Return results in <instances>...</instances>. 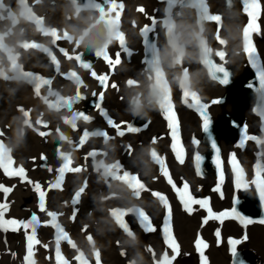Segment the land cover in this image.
<instances>
[{
  "label": "rangeland",
  "instance_id": "obj_1",
  "mask_svg": "<svg viewBox=\"0 0 264 264\" xmlns=\"http://www.w3.org/2000/svg\"><path fill=\"white\" fill-rule=\"evenodd\" d=\"M85 2L86 0H78V3H81V4ZM100 2H102V0H100ZM118 2H122L124 5L123 11L121 12V18H120V30L123 31L125 34L126 46L129 51L128 53L123 52L120 49L118 42H114L112 45L109 46L108 51L110 55H112L113 58H115V53L117 51H121V57H120L121 64L116 66V68L113 70L109 67V65L102 58H97L94 54V51H85L83 55L84 61L91 63L92 65L91 69H85L81 67L80 61L68 60L67 58L63 57V55L58 51L59 47H64L65 49L69 50L70 54H72L73 52L83 51V46L81 47V49H74L72 48L73 46L67 41H60V42L58 41L56 45H52L51 38L45 37L43 35V33L39 30V27L34 23L35 18L32 17L27 11H25L24 9L20 7L18 0H4V4L6 8L10 7L17 14V19L15 23H13V21L11 20H0V36H4V40L0 43L6 46V47H0V69H3V71L8 76L16 77L17 76L16 73L10 72L8 70L10 67V62L7 59L9 55L15 56L17 57V62L21 64L25 70L31 71L37 75H42L46 79L50 78L52 80L51 89H50L51 92H55L59 96L64 97L65 99L74 97L76 93L79 92L82 96L86 98L81 99V100H74L71 108L66 107L64 105H60L59 107H51L49 103H46L45 97H47L48 101L52 103L56 101L57 97L49 94L48 85H42L41 93L39 96H37L35 94L34 84L30 83L29 80L19 78V77L13 78V79H4L3 76H0V105H1V102L7 101V98H6L7 96V97L13 98V100H20V101L26 102L27 104L35 105L36 108L43 109L46 112V114L49 116V118L43 120V122H46L48 124V128L51 130V132L49 133L48 136L40 137L41 140H45L41 142L45 144L49 143L48 149L55 148V143L53 142H58L60 146V150H61L59 153L51 152L48 158L45 159L44 158V156H46L45 151L37 150L32 142L25 140L26 133H21L20 128L16 130L17 135H18V141L13 142L14 140H16L14 137L15 133L12 130H11L12 131L11 133L10 130H6L4 128L3 124H0V133H2V135H0V142H2L4 145V148L0 149V159H4L5 161H7L8 157L9 156L11 157V160L13 161V163L9 165L10 172H16L18 168L22 166L25 169V173H26L29 165H32L34 163L33 164L34 167L36 168L39 167L42 170H46L49 174L53 173L50 176V181L47 182L45 186L40 185L41 190H43L45 193L44 204L49 195V192H55L58 188L59 189L62 188V185L66 179L68 183V187H67L68 201L70 204L73 203L74 205V206L72 205V208H71L72 217L74 214H75V217H78V214L80 213L81 209H82L81 212H85L83 210L84 208H82L83 207L82 199L87 198L84 200L86 202L87 211H88V212L86 211L85 214H90V218L94 216L92 217L93 219L88 220V224H90L89 225L90 226L89 230L91 232L90 236L92 235L93 237L91 236L92 241H87L89 244V247H87L86 249H80V251L82 250V252H84L85 258L88 259L89 264H96L95 256L93 253H95V251L97 250H99V253H100V264H105V263L108 264L109 262H110L109 264H113V263L130 264V262L133 260L135 261V264H154L155 257L153 256V254L151 255L152 252L148 253L146 251H149V249L154 250L153 252L156 253V257H159L161 254L160 251L163 252L165 251V248H166L167 252L169 251L168 256L172 257L173 256L172 250L168 247V244H167L169 236L174 238L177 244L179 245V255L175 257V259L172 261V264H258V263L264 264V257H263L264 256V223L260 222L261 220H264V203H262L259 200L258 195H256L251 190L246 191L247 193L242 189L235 190L234 173L229 164V156L234 151L236 155L238 154L237 157H239L238 159L241 165L245 168V179L250 180L254 174V167H255L254 164L257 163L259 159H260L259 161L260 163L261 162L264 163V160L261 161L262 159L258 155V153L261 151V146L257 145L254 141H248L246 143V146L244 147L245 149L244 148L242 149L239 147L240 148L239 150L238 148L239 141L243 136V127L241 129V126H244L245 124L248 126L247 128H249L248 130L249 134L264 138V131H262V128H264V99H262V94L260 92L259 80H258L256 70L251 66V63L247 59V55L243 53L242 51V48H243L242 29L243 27L247 25L250 19L247 16V14L243 11L244 5L242 3V0H205L208 6V9H209V14L220 15L221 21L219 22V30H218L217 22L203 21L202 22V26L204 29L203 39L207 42L208 46L213 50L212 59L217 64H221L223 62L220 61V59L218 60L219 57L216 56L215 53L218 51V49L220 51L223 48V46L226 49L225 50L223 48L222 50L223 51L225 50L226 52L225 60L228 63V64H225L224 66L227 68V70L229 68L228 70L229 72L232 71L230 73L231 76L229 78L231 83L230 82H229L230 84L228 83L230 86L228 84H222L219 81L217 82V80L212 79V76L210 75L208 68L204 66L201 62L202 57L199 56L198 49L194 48L193 27H194V20L199 19V11L196 9H189V10L182 9L181 5L179 4H176L172 8L174 30H175L174 32L175 34H177L176 39L180 37V39H178V42L180 41V43L184 46L185 53L187 52V50L191 53V54L189 52L188 54L186 53L187 56L185 55L186 57L184 58L185 62L183 61V67H187L188 71L190 70L189 72H191L189 73V75L191 76L190 78L193 80V82L191 81L190 88L193 91H197L198 95L201 97L202 102L207 103L209 105L207 112H208V115H210L209 118H211L209 132L205 133L202 128L203 117H201L200 114L194 108H190L186 104L183 103L182 89L179 87L178 83L172 80L173 72L176 74H180V73H177V71L180 72L179 67H177L178 69L176 67H173L174 69L166 68L165 69L166 76L168 77L170 86L172 88V103L174 106L176 118L179 122V131H178L179 145L178 147L182 149L180 156L176 154V150H174L173 148V144H175L176 141H174L172 138V132L168 126L169 122L166 119L163 111L159 108V106L155 102H153V104L151 105H149L147 102L149 88L147 86V81L145 78V70L148 67L146 60H149L152 58V52L150 51L148 47H146L144 39L141 35V30L144 26L152 25V20L150 19V17L156 18L158 21H163L164 19L167 18V12L165 11V9L168 7V4L166 3V0H118ZM259 2L261 5V8L259 10V20L257 23L259 25L260 30L258 32L252 33L251 39L256 49L258 50V55L260 58L259 62L264 64V0H259ZM28 3L32 7V11L35 12L37 16L43 18L45 30L46 28L48 30L49 27H53V26L55 27V25L52 26V24H56V27L58 28V30L60 29L67 30L70 35L75 34L77 31L82 30L84 27H86V25L82 23L83 21L82 19H80V17H87L89 15H92L93 17L98 18L99 16L98 12L94 10H90L88 8L81 7L79 17H77L75 15L76 9L70 6L69 0H56V1L55 0H40L39 3H35V0H28ZM141 7L144 8L145 10L144 13H141L140 11H138V9ZM59 8L61 10L60 11L61 15L58 16L59 18L55 17L54 22L50 21L46 15L51 16L52 13L55 11H58ZM21 11H24L23 16L20 15ZM0 12H2L4 15H7V12L4 10H0ZM67 13L69 14L67 15ZM70 14H72L71 20L68 19ZM127 14H129L130 18H132L131 22ZM135 14H138V16ZM43 15H45L46 17ZM62 16L63 18H61ZM77 20L79 21L77 22ZM125 20H128V21H125ZM49 21L51 24L49 23ZM61 21L63 22V24H61L62 23ZM64 22L67 24H65ZM79 22H81L83 25H79L81 24ZM68 24H71V25L69 26ZM102 24L98 25L95 29H93L92 33L100 29H102V33H103ZM225 24L228 25L226 26L227 28L225 27ZM68 26L71 28H68ZM178 26L181 27L182 30L181 28L176 29V28H179ZM65 27L68 29H66ZM195 27L198 30L199 25H195ZM224 27L226 29H224ZM235 29L237 32L235 31ZM9 30L11 34L5 36L4 35L5 31H9ZM165 31L166 30L163 29V24L159 23L157 24L156 32L153 34H150L151 42L157 44L161 49L164 48L165 42L167 39L165 35ZM176 31L179 33H177ZM217 31L221 39H224V40L226 39L225 40L226 43L223 46L220 45L218 41L215 39V35L217 34ZM223 32L225 35L223 34ZM232 35H234V37ZM24 43H39V44H43L45 47L50 48L53 54H55L57 56V59L60 61L59 73L56 71L55 65L50 63V57L48 56V54L43 52L41 49H24L22 47ZM217 44L219 46H217ZM227 49L229 50V52ZM231 60H233L234 62ZM190 62H192L193 65ZM243 65H245V67H243ZM234 67L236 68V70H234L235 69ZM244 70L245 72H243ZM73 71L76 72L78 79L71 77L70 74ZM91 71H95L98 75H103V74L109 75V80L107 81L109 87L106 90L103 88V86L99 83L98 80H96L94 77L91 76ZM235 71H238V72H235ZM235 73H237V75ZM241 73L246 76L244 75L241 76ZM239 74L240 76H238ZM219 75H220V78L222 79L223 76L221 75L223 74L219 73L218 76ZM247 75L249 76V78ZM192 77L195 78L197 82ZM129 80L136 81V84L129 85L128 84ZM243 81L245 82L247 81V82L245 83ZM113 83L117 85L116 88L111 87ZM195 83L196 85H193ZM197 83H200V85L199 84L197 85ZM204 83L205 84L207 83V84L205 85ZM250 83L254 85L252 88L248 87ZM192 85L194 86L193 89H192ZM198 86L200 87V89H198ZM210 87L211 89H209ZM222 87H224L225 89ZM229 87L232 90L229 89ZM227 88L229 91L227 90ZM101 91H104V99L102 102L98 100V96L92 95L93 92L99 94ZM240 91H243V92H240ZM200 94H202V96ZM136 96H139L141 105H142L139 109H135L131 104L132 99ZM204 96L206 98H204ZM208 96H210L211 98L210 97L208 98ZM126 97L128 98L129 101L127 100ZM209 99L211 101L214 99H219L220 101H223V102L212 104ZM97 103H100V106L107 111L108 113L107 117L101 115V113L95 107ZM223 103L224 104L229 103V105L224 106ZM10 107L12 106H7V108H10ZM219 107H223V109L221 111L222 113H220L222 115H219L218 117L220 116L224 117V115L227 114L226 117L224 118L225 119L228 118V119L225 120L224 122L227 123L229 120V122L227 123L228 125L227 124L225 125L224 122H221L218 120L216 121L218 117L213 115L214 113L213 111H215ZM25 111H28L30 115L31 112L29 110H25ZM227 111L230 113H228ZM234 111H235V114H234ZM0 112L2 114V110ZM77 112H83L85 115L90 116L91 119L88 121H85L79 116H77L75 120H72V117ZM236 114L239 115L240 117L239 120L235 119ZM243 114H244V117H243ZM21 116L22 117H18L19 125H21L20 121L22 119L23 120L26 119L22 112H21ZM52 117L53 119H51ZM108 117H111L117 123H120L118 121L130 122L133 127L140 129V131L126 132L124 136L122 137L118 136L116 135V130L114 128L112 129V127L108 125L107 123ZM241 117H243L244 119ZM66 120H70L72 122L67 123ZM214 120L216 122L215 125H214L215 123ZM185 121L187 125L185 124ZM235 121H238L239 123L236 122L237 123L236 124ZM211 123L213 124L214 128L212 127ZM221 123H223V125ZM243 123L245 124L243 125ZM229 125L231 126L229 127ZM235 125L237 127H235ZM199 126L201 129L199 128ZM124 127H126V125ZM57 128H59L58 132L56 130ZM221 129L223 133L221 132ZM95 130L106 131L108 135L107 137L94 136L92 133ZM159 130H160V133L162 134L161 136H160ZM85 131L89 133L87 137H84L83 135ZM216 131L218 132L216 133ZM220 132H221V135H220ZM59 135H60V138L58 137ZM227 135H230V137ZM10 136L11 137L13 136L12 137L13 139ZM61 136L65 137V139H62ZM208 136H213V138L211 137V140H210V137ZM8 137L10 139H8ZM153 138H155V143L152 142ZM214 139L216 140V143H218L217 146L220 149L219 154L221 155H219L220 156L219 160L221 162V167L224 171V181L225 182L223 185V193L225 194H223L224 196L223 204H220L217 207V210L212 212L211 214L207 211L205 207L201 205H191V207L193 208V211L189 212L183 206V203L179 199V195L176 192L175 188L172 186V184H174L176 188H180L182 190L183 183L185 182L188 183L189 189H188V193L186 194L185 198H187V196H191L196 199H207L209 201L208 207L210 208L212 207V200L210 196L205 193L206 192L205 190L212 176L215 175L217 176V178H219V173H220V169L216 167V160H217V155H215L216 152L215 150H212L213 149L212 147H210L211 141ZM138 141L140 143L139 144L140 146L138 145ZM196 141H199V144L195 143ZM217 141H220L221 143ZM110 142H115V145H117L118 148L113 147V146L107 147V145ZM134 143L136 145H134ZM129 145L134 146V147L131 146L130 154L128 150ZM201 145L203 146L201 147ZM20 146L22 147L18 155L17 150L18 148H20ZM206 146H209L211 149ZM135 147H136V150H135ZM137 147L140 148L141 150L138 149ZM6 150H10V151H6ZM156 150H158V152H156ZM79 151H81V154L79 153ZM92 151H95L97 155L88 156V158L85 160L84 157L86 156V154ZM105 151L107 153L106 156L102 155ZM146 151H147V154H145ZM151 151H155L157 153V156L160 158L162 163L155 160L156 158L151 157L152 156L150 154L152 153ZM239 151H241V153ZM42 152L44 154H42ZM139 152L141 153V155L139 154ZM206 152L208 154H206ZM243 153H244L245 158L242 155ZM61 154H66L71 157L72 159L71 167H76L80 165L83 167V170L84 169L85 170L84 171L82 170L79 173L66 171L63 176V179L60 180L58 168L63 166V163H64V161L61 158H59ZM117 155H119L120 158L116 157ZM196 155H199L201 157V160L199 162H197L195 159ZM132 156L134 157L136 156V157L132 158ZM80 157H82V159ZM181 158L183 159V163L180 162ZM107 159H110V160H107ZM248 160L249 161L251 160L250 161L251 163ZM110 161L112 163H115L117 161L120 163V165L122 164L125 166V167H122V170L118 172L117 175H122L125 169L133 175L137 174L140 180L142 179L141 181L145 184V187L149 189L150 192L141 190V195L139 197H136L133 195V190L129 186L128 182H125L122 180H116L112 178V176H105L104 175L105 170L103 167H100V170L97 171V167H99L100 165L112 164ZM53 162H54V165H53ZM41 163H43L42 166H40ZM46 163H49L51 165L46 164ZM148 163L149 165L147 166ZM156 163L158 165H155ZM197 164H199L198 167H197ZM153 165H155L156 167ZM86 167L87 169L89 168L88 169L89 171L86 169ZM169 167H171V170L169 169ZM49 168H51L52 170L49 171ZM147 168H150V170H148ZM164 170H167L169 175L172 174L171 175L172 184H169L168 178L163 175ZM176 170L177 172H175ZM85 171L86 173H84ZM158 175H161V176H158ZM210 175H211V178H210ZM204 177H207V178H204ZM25 180H26V174L24 178L17 176V175H8L7 173L4 172L2 168H0V186L9 188L10 189V191H8L9 193L13 189H16L20 185V183H22V181H25ZM57 181H59V186L53 187L52 185L56 184ZM84 181L87 182V187L85 191L82 193L79 199V202L74 203L73 201L74 193L78 191L80 187L83 186ZM100 181H104V182L101 183ZM113 181H116V182H113ZM108 182L113 183V184H109ZM102 184L104 185L101 186ZM112 185L118 186L119 189H117L116 186H112ZM3 187H0V204L5 205L4 201H5L6 195L8 196L9 193L4 192ZM231 187H233V189ZM96 191H98V193ZM103 191L105 194L103 193ZM156 191L160 192L161 194L167 197V200L171 207L170 217L166 214V209L163 207L161 202H159L152 195L151 192H156ZM91 192L92 193L94 192L93 195L91 194ZM99 192L103 196L99 195L100 194ZM115 193L116 195L118 194L117 195L118 197L120 196L118 199ZM2 194H4V196ZM121 195L123 197H121ZM69 196H70V200L72 201L69 200ZM97 197L99 200L97 199ZM36 198L37 199L34 203H33V199L29 200L28 198H26L25 200H22V202L25 203L24 205L29 206L32 203L31 205L33 207L32 211H29L25 215V218L24 216H20L18 214H7V215L3 214L2 217H0V219L28 222L33 216V214H35L37 218V222L35 223L36 236L40 228L50 227L52 231L51 233L52 241H55L56 237L60 235L59 229L55 227V225L58 224L60 225L61 228L64 229L66 233H68L70 240L72 241V243H74L73 237L70 235L71 232L69 231L68 227L65 224H63L61 219L58 220L60 213L55 218L48 216L47 212L49 211L56 212V211L54 209L47 208V206H45L44 211H41L39 208V203H40L39 193ZM127 199H129L130 201ZM237 199L239 201L238 203L235 202ZM94 200L95 201L97 200L96 201L98 204L97 206L95 205L96 202ZM115 200L117 201L116 203H114ZM253 200L255 201L253 202ZM122 202L124 204L126 202L125 204V206L127 205L126 207L135 206L136 208L143 210L149 216L151 220V224L156 230L151 231V232L144 230V228L138 222V218L136 217V215L129 214L125 216L124 219L129 224L132 235L129 236L127 233H125V231L121 229V226L117 223V221H115L116 219L113 217V215H111V210L114 208H126L124 205L123 206L121 205L123 204ZM253 203L256 209L258 210V214L250 213L248 211V208L246 207V205H249V204L254 207ZM256 203L258 205H256ZM110 204L111 206H109ZM128 204L130 205L128 206ZM93 207L94 208L97 207V209L92 212V210L94 209ZM233 207L236 208L237 212L239 213V216L243 217L244 220L251 219L254 222L245 224L244 222H242L240 218H237L235 215L230 214L229 216L225 218L229 219L230 220L229 222L232 223V230H230L231 227L228 224L218 226L217 224L219 223V221L213 219V214L219 215L222 212H226V211L230 212V210ZM109 208H111V210ZM107 209L109 211H107ZM195 209H197L198 211ZM259 209L260 210L262 209L261 212ZM203 214L205 215V217ZM103 216H105L106 218H104ZM205 220L207 221L206 223L204 222ZM93 221L95 224V228H94V224H92ZM101 222H103V224ZM104 224L106 227L104 226ZM110 224H112L111 226H113L114 228L111 226L109 227ZM165 225H167L168 227L167 233L164 232ZM75 226H78V225L76 224ZM12 228H13L12 225L8 226V230H4V229L2 230V228H0V231H1L0 233L6 235L4 238L1 237V242L5 243L6 241H9V240L12 242L13 241L16 242L17 238H20L21 240L23 239L22 242L24 244L23 243H22L23 245L20 244L17 248L19 255L22 256V260L18 258L17 261H19V263L21 264L22 263L27 264V261L25 259L27 256V236L31 234L32 228L31 226H29L28 228L17 226L16 230H12ZM104 228L106 229V232ZM9 229L12 232H10ZM99 229H101L103 233L99 231ZM197 229L200 231H198ZM217 232H219V236L216 235ZM53 233L56 235L54 236ZM99 233H102V235ZM136 233L138 234L135 235ZM245 236L247 237L246 239H244ZM97 237L100 239V241L99 239H97ZM142 238L143 240L141 241ZM233 239L241 241L238 245H236L237 251L235 254V258H234V255L232 254V245L229 242L230 240H233ZM197 240H202L204 244L207 243L206 247L197 248L196 247ZM102 241H104V243ZM143 241H146V242H143ZM65 243H69V242L63 239L60 240V243H59V248L61 247L60 252H61V249H64V245H60V244H65ZM126 244L127 245L129 244V245L127 246ZM33 245L35 248L38 247V244H35V241H33ZM55 246L57 245L55 244L53 246L54 250L52 249L53 251L52 255L54 257H55V249H56ZM108 246H110V249H108ZM103 247L105 248L107 247V248L105 249ZM244 252H247V254L250 257H253V256H256V257L252 258V261L249 262V258L245 257L247 255ZM250 253L254 255L252 256V254L250 255ZM61 255H62V252H61ZM240 255H242V257H240ZM257 257H259L261 261ZM242 259L243 260L245 259L244 261H246V263ZM255 259L258 261H255Z\"/></svg>",
  "mask_w": 264,
  "mask_h": 264
},
{
  "label": "snow or ice",
  "instance_id": "obj_2",
  "mask_svg": "<svg viewBox=\"0 0 264 264\" xmlns=\"http://www.w3.org/2000/svg\"><path fill=\"white\" fill-rule=\"evenodd\" d=\"M40 0H35V3H39ZM18 3L22 9L27 11L32 17H34V23L39 27V30L43 33L45 37H51V44L56 45L58 41H67L69 42L74 49H81L83 46V51L80 52H73L70 54L69 50L65 49L64 47H59L58 51L63 55V57L67 58L68 60H76L81 62V67L85 69H91L92 65L89 62L84 61L83 55L85 51H94V54L97 58H102L111 69H115L116 66L121 64V51H117L115 53V58L110 55L108 49L109 46L112 45L114 42H118L120 49L128 53V48L126 46V38L123 31L120 30V18H121V12L123 11L124 5L122 2H118V0H86L85 3L81 4L78 3V0H69V4L71 7H74L76 9L75 15L79 17L80 9L81 7L88 8L90 10H94L99 13L98 18L93 17L92 15H89L87 17H80V19L83 20L84 27L82 30L77 31L75 34L70 35L67 30L60 29L58 30L56 27H50L48 30H45L44 28V20L43 18L36 15L35 12L32 11V7L29 5L28 0H18ZM166 3L168 4V7L165 9L167 12V18L163 21H158L156 18L150 17L152 20L151 26H144L141 30V35L144 39V42L146 44V47L150 49L152 52V58L149 60H146V63L148 64L147 69L145 70V78L147 81V86L149 88V94L147 97V102L149 105L153 104L155 102L159 108L163 111L166 119L169 122V128L172 132V138L174 141H176L175 144H173L174 150H176V154L180 156L182 149L178 147L179 145V139H178V131H179V122L176 118V114L174 111V106L172 103V88L170 86V82L168 77L166 76L165 69L166 68H173V67H179L180 74L173 73L172 74V80L179 84V87L182 89V97H183V103L186 104L190 108H194L201 117H203V131L205 133L209 132L210 127V119L208 116L207 109L209 105L207 103L202 102L201 97L198 95L197 91H193L190 88L191 84V78L189 75V71L187 67H183V61L185 58V50L184 46L178 42L176 39V34L174 32V22H173V13L172 8L179 4L181 5L182 9H196L199 11V19L194 20V27H193V33H194V48L198 49V54L200 57H202V64L206 66L209 70L210 75L212 76V79L219 80L222 84H228L230 82V72L227 70V68L224 66L227 61L225 60L226 52L223 50L217 51L215 53L216 56L219 57L220 61L223 63L217 64L212 59V52L213 50L208 46L207 42L203 39V21H209V22H217L218 30H219V22L221 21L220 15H213L209 14L208 6L205 2V0H166ZM242 3L244 5L243 11L247 14V16L250 18L247 25L243 27L242 33H243V48L242 51L247 55L248 61L251 63V66L256 70L258 80H259V88L260 92L262 94V99H264V64L260 63V58L258 55V50L256 49L252 39L251 34L254 32H258L259 25V10L261 8L259 0H242ZM0 10H4L7 12V15H4L2 12H0V20H11L13 23L16 22L17 14L10 8H6L4 4V0H0ZM138 11L141 13H144L145 10L143 7L139 8ZM20 15H24V11L20 12ZM69 20L72 19V16L70 15L68 17ZM103 22V24H102ZM162 23L163 29L165 31L166 35V42L163 49H161L157 44L152 43L150 40V34H153L156 32L157 24ZM102 24L103 33L101 34L100 38L97 40L91 39V33L92 30L95 29L98 25ZM195 25H199L198 30L195 27ZM11 32L5 31L4 35H10ZM215 39L218 41L220 45H224L226 41L224 39H221L218 31L215 35ZM4 40V36H0V42ZM0 47H6L2 43H0ZM24 49H41L43 52L48 54L50 57V63L55 65L56 71L59 73L60 70V61L57 59V56L53 54L50 48L45 47L43 44L39 43H24L22 45ZM235 54V53H234ZM8 61L10 62L9 71L14 72L17 74L16 77H10L8 76L3 69H0V76H3L4 79H13V78H23L29 80L30 83L34 84V90L35 94L37 96L41 93V87L42 85H48L49 86V94L52 96H56L57 99L54 103L49 102L47 97H45L46 103H49L51 107H59L60 105H64L66 107L71 108L72 103L74 100H81L85 99L86 97L82 96L79 92L76 93L74 97H70L65 99L64 97L59 96L55 92H51V84L52 80L50 78L46 79L42 75H37L31 71L25 70L21 64L17 62V57L9 55L7 57ZM222 73L223 78L221 79L220 76L217 74ZM71 77L77 78V74L75 71L71 72ZM91 76L94 77L96 80L99 81V83L103 86V88L106 90L109 85L107 81L109 80L108 74L98 75L95 71H91ZM129 85L136 84V81L129 80ZM112 88H116L117 85L113 83L111 85ZM249 88H252L253 85L250 83L248 85ZM93 96H98V100L100 102L104 99V91H101L99 94L93 92ZM221 101L219 99H214L211 101L212 104L220 103ZM132 106L135 109H139L141 105V101L139 96H136L131 101ZM95 107L98 109V111L103 116H108V113L105 109H103L100 106V103H97ZM20 111L23 113L24 117L26 118L24 123L31 126L30 121L27 119L29 117V112L25 111L23 108L20 109ZM79 116L85 121H88L91 119L90 116L85 115L83 112H77L73 117L72 120H75L76 117ZM67 123H71L72 121L66 120ZM36 124H42L44 128L48 127V124L46 122H43L42 120H36ZM107 123L110 127L114 128L116 130V135L118 136H124L126 132H137L140 131V129L133 127L130 122H115L111 117H108ZM126 125V127H124ZM57 132L59 131V128L56 129ZM262 131H264V128H262ZM39 134L41 136H48L49 132L47 131H40ZM94 136H101V137H107L108 133L103 130H95L92 133ZM2 135V133H0ZM84 137H87L89 133L87 131L84 132ZM62 139H65V137L61 136ZM248 141H254L257 145L261 146V151L258 153L259 157L264 160V138L258 137L256 135L249 134L247 125L245 124L243 126V136L239 141L238 147L244 148L246 146V143ZM153 143H155V138H153ZM196 143H199V141H196ZM211 147L215 150L217 155L216 160V167L220 169L219 178L221 181L224 179V171L221 167V162L219 160V152L220 149L217 146V143L215 140H212ZM4 145L2 142H0V149H3ZM129 152L131 151V146H128ZM10 151V150H6ZM97 153L95 151L89 152L86 154L85 159L88 158V156H95ZM103 155H107V153H103ZM152 157L156 158V160L160 163L162 161L157 156V153L155 151H152L151 153ZM64 163L63 166L58 168V173L60 176V180L63 179V176L66 171L79 173L83 170L82 166H76L71 167L72 165V159L69 155L61 154L60 157ZM46 159V158H45ZM196 161L199 162L201 160V157L199 155H196L195 157ZM181 163H183V159L180 160ZM13 161L11 160V157L9 156L7 161L4 159H0V168L4 170L5 173L8 175H17L22 178L25 177V169L20 166L16 172H10L9 171V165L12 164ZM229 164L230 167L234 173V188L236 190L243 189L244 191H253L256 195H258L259 200L264 203V163L257 162L254 167V174L250 180L245 179V168L241 165L237 155L235 152L231 153L229 156ZM199 164H197V167ZM100 167L104 168V175L105 176H112V178L117 180H122L129 183V186L133 190V195L136 197H139L141 195V190L149 191L145 187V184L140 180L138 175H133L130 172L124 170L122 175H117L118 172L122 170V166L119 164V162H115L108 165H100L97 167V171L100 170ZM52 169L49 168V171ZM163 175L168 178V183L172 184L171 176L169 175L167 170L163 171ZM155 179V177H154ZM53 187L59 186V181H57L56 184L52 185ZM172 186L175 188L176 192L179 195V199L182 201L183 206L185 209L189 212L193 211V208L191 205H201L207 209V211L211 214L212 210L210 207H208L209 201L207 199H196L191 196H187L189 185L188 183H183L182 190L180 188H176L174 184ZM3 187V186H0ZM36 191L39 193V208L41 211L45 210L44 205V197L45 193L43 190H41V186L39 184L35 185ZM87 187V182H83V186L79 188L78 191L74 193V203L79 202V198L82 195V193L85 191ZM4 192L10 191L9 188L3 187ZM215 191L220 192L219 188H216ZM152 195L163 205V207L166 209V214L170 217L171 215V207L169 205V202L167 200V197L160 192H152ZM238 203V199L235 201ZM7 207V205L0 204V217H2L4 209ZM111 214L115 217L117 223L122 227V229L129 235H132L131 229L129 224L125 221L124 217L129 214H135L138 218V222L140 225L146 230V231H155L156 229L152 226L151 220L149 216L141 209L133 207H126V208H114L111 210ZM230 214L235 215L237 218H240L242 222L245 224L253 223L254 221L251 219L244 220L243 217L239 216V213L237 212L236 208L233 207L230 212H222L219 215L213 214L214 219H222L223 217H227ZM47 215L50 217L55 218L57 216L56 212L49 211L47 212ZM72 219H75V214L73 215ZM37 222L36 215L33 214L31 219L28 222H21L17 220H2L0 219V228L4 230H8V226L12 225V230H16V227H23L28 228L31 226L32 231L31 234L27 236V256L26 261L27 264H34V262L29 259L33 253V241H35V244H40L41 241L36 239V228L35 223ZM207 222L206 220L204 221ZM261 223H264V220L260 221ZM56 228L59 229L60 235L56 237V249H55V258L57 261V264H69L68 260L64 259L61 255L59 243L61 239H64L65 241H68L71 244V247L76 249V251L79 253L74 257L75 260L79 261L80 264H89L88 259L85 258L84 252L80 251L75 243H71V240L68 236V234L64 231L63 228L60 227V225H55ZM164 232H168V227L165 225ZM217 236H219V232L216 233ZM247 237L245 236L244 239ZM88 241H92V237L89 235L87 237ZM232 245V253L233 255L236 254L237 248L236 245H238L241 241L233 239L229 241ZM168 247L172 250L173 256L169 257L167 250L161 252L159 257H156V254L153 252V250L149 249L150 252H152L154 259V264H172V261L175 259L176 256L179 255V245L175 241L174 238L169 236V239L167 241ZM44 247L47 248V245L45 244ZM196 247H206L204 242L202 240L196 241ZM96 264H100V253L99 251H95L94 253ZM130 264H135V261H131Z\"/></svg>",
  "mask_w": 264,
  "mask_h": 264
},
{
  "label": "bare ground",
  "instance_id": "obj_3",
  "mask_svg": "<svg viewBox=\"0 0 264 264\" xmlns=\"http://www.w3.org/2000/svg\"><path fill=\"white\" fill-rule=\"evenodd\" d=\"M56 1V0H55ZM62 7V6H61ZM69 9V8H68ZM189 10V9H188ZM61 10H60V8L58 9V11H55V12H53L52 13V15L50 16V15H46L47 16V18L50 20V21H53L54 22V19H55V17H58V16H60L61 14V12H60ZM64 11H65V9H64ZM186 11V10H185ZM188 12V11H187ZM64 13V12H63ZM190 13V12H189ZM69 13H67V15H68ZM186 14V13H185ZM65 15V14H64ZM66 15V16H67ZM70 15H72V14H70ZM125 15V14H124ZM135 15H137L138 16V14H135ZM189 15V14H188ZM43 16H45V15H43ZM45 16V17H46ZM127 16L130 18V16H129V14H127ZM136 16V17H137ZM125 17V16H124ZM46 18V19H47ZM59 18V17H58ZM61 18H63V16L61 17ZM134 18V17H133ZM126 19V18H125ZM131 19L132 18H130V22H131ZM59 20V19H58ZM80 20V19H79ZM79 20H77V22L79 21ZM134 20V19H133ZM132 20V21H133ZM189 20V19H188ZM48 21V20H47ZM46 21V22H47ZM50 21H49V23H50ZM63 21H64V19H63ZM66 21V20H65ZM69 21V20H68ZM67 21V22H68ZM83 21V20H82ZM125 21H128V20H125ZM60 22V21H59ZM62 22V21H61ZM74 22V21H73ZM55 23H57V22H55ZM65 23V22H64ZM79 23H81V22H79ZM83 23V22H82ZM79 24V25H83V24ZM126 23V22H125ZM47 24V23H46ZM51 24V23H50ZM61 24H63V22L61 23ZM65 24H67V23H65ZM72 24V23H71ZM71 24H68L69 26L71 25ZM76 24V23H75ZM78 24V23H77ZM127 24H128V22H127ZM181 24V23H180ZM179 24V25H180ZM224 24V23H223ZM222 24V25H223ZM49 25V24H48ZM53 25H55V27H56V24H52V26ZM58 25V24H57ZM73 25V24H72ZM78 25V26H79ZM229 25H230V23H229ZM45 26H47V25H45ZM68 26V28H71V27H69ZM224 26V25H223ZM226 26H228V25H226L225 24V27ZM49 27V26H48ZM54 27V26H53ZM63 27V26H62ZM66 27H67V25H66ZM65 27V28H66ZM75 27V26H74ZM179 27V26H178ZM224 27V29H226ZM50 28V27H49ZM48 28V29H49ZM57 28V27H56ZM68 28H66V29H68ZM181 27H179V28H176V29H180ZM58 29V28H57ZM46 30H47V28H46ZM64 30V29H63ZM181 30H182V28H181ZM222 30V29H221ZM229 30V29H228ZM23 31V30H22ZM21 31V32H22ZM175 31V30H174ZM178 31V30H177ZM176 31V32H177ZM223 31V30H222ZM235 31H236V29H235ZM237 32V31H236ZM177 33H179V32H177ZM185 33V32H184ZM223 34H224V32H223ZM227 34V33H226ZM230 34V33H229ZM228 34V35H229ZM21 35H23V34H21ZM177 35V34H176ZM225 35V34H224ZM224 35H222V36H224ZM179 36H180V34H179ZM182 36V35H181ZM184 36V35H183ZM233 37H234V35H232ZM12 37V36H11ZM15 37V36H14ZM13 37V38H14ZM17 37V36H16ZM186 37V36H185ZM188 37V36H187ZM230 37V36H229ZM10 38V37H9ZM51 38V37H50ZM177 38V37H176ZM231 38V37H230ZM162 39V38H161ZM178 39H180V37L178 38ZM177 39V40H178ZM188 39V38H187ZM12 40H14V39H12ZM183 40V39H182ZM189 40V39H188ZM226 40V39H225ZM231 40V39H230ZM63 41V40H62ZM163 41V40H162ZM209 41H210V39H209ZM212 41H214V40H212ZM60 42V41H59ZM180 42V41H179ZM184 42V41H183ZM185 43V42H184ZM214 43V42H213ZM216 43V42H215ZM186 44V43H185ZM18 45V44H17ZM216 46V45H215ZM217 46H219L218 44H217ZM223 46V45H222ZM16 47H18V46H16ZM73 48V47H72ZM222 48V47H221ZM223 48H224V46H223ZM222 48V49H223ZM221 49V50H222ZM225 49V48H224ZM226 50V49H225ZM224 50V51H225ZM228 50V49H227ZM215 51V50H214ZM218 51H219V49H218ZM79 52V51H78ZM188 50H187V54H188ZM228 52H229V50H228ZM190 53V52H189ZM191 54V53H190ZM187 56V55H186ZM185 56V57H186ZM230 56V55H229ZM233 58V57H232ZM231 58V59H232ZM187 59H189V58H187ZM225 59H226V56H225ZM218 60H219V58H218ZM188 61V60H187ZM193 61V60H192ZM229 61V60H228ZM231 61H233V60H231ZM185 62V61H184ZM234 62V61H233ZM237 62H239V61H237ZM240 62H242V61H240ZM189 63V62H188ZM191 64H192V62H190ZM226 64H228V63H226ZM231 64H232V62H231ZM235 64V63H234ZM244 64V63H243ZM193 65V64H192ZM195 65V64H194ZM247 65V64H246ZM228 66V65H227ZM238 66V65H237ZM235 67H236V65H235ZM234 67V68H235ZM243 67H245V65H243ZM177 68V67H176ZM194 68H195V66H194ZM197 68V67H196ZM240 68V67H239ZM174 69V68H173ZM178 69V68H177ZM199 70V69H198ZM228 70H229V68H228ZM234 70H236V68L234 69ZM241 70V69H240ZM190 71V70H189ZM193 71V70H192ZM232 71H230V73H231ZM235 72H238V71H235ZM241 72V71H240ZM243 72H245V70L243 71ZM174 73V72H173ZM177 73H180L179 71H177ZM189 73H191V72H189ZM196 73V72H195ZM247 73V72H246ZM245 73V74H246ZM193 74V73H192ZM236 75H237V73H235ZM234 74V75H235ZM218 75V74H217ZM235 75V76H236ZM244 74H242L241 73V76H243ZM193 76H195V75H193ZM197 76V75H196ZM220 76V75H219ZM221 76H223V75H221ZM231 76V75H230ZM238 76H240V74L238 75ZM244 76H246V75H244ZM248 76V75H247ZM191 77V76H190ZM193 78V77H192ZM247 78V77H246ZM248 78H249V76H248ZM195 81H196V79L195 78H193ZM232 79V78H231ZM235 79V78H234ZM244 79V78H243ZM251 79V78H250ZM203 80V79H202ZM237 80V79H236ZM247 80V79H246ZM191 81L193 82V80L191 79ZM194 81V82H195ZM219 80H217V82H218ZM233 81V80H232ZM249 81V80H248ZM197 82V81H196ZM243 82H245V81H243ZM247 82V81H246ZM245 82V83H246ZM253 82V81H252ZM231 83V82H230ZM229 83V84H230ZM200 85V83H197V85ZM205 84V83H204ZM207 84V83H206ZM205 84V85H206ZM228 84V85H229ZM254 84V83H253ZM193 85H196V83L195 84H193ZM192 85V89L194 88V86ZM201 85H202V83H201ZM230 86V85H229ZM254 86V85H253ZM212 87V86H211ZM211 87L209 88V89H211ZM228 87V86H227ZM216 88V87H215ZM222 88H224V87H222ZM197 89V88H196ZM198 89H200V87L198 86ZM209 89H208V91H209ZM225 89V88H224ZM229 89H231L230 87H229ZM236 89H238V88H236ZM205 90V89H204ZM227 90H228V88H227ZM232 90V89H231ZM234 90V89H233ZM240 90V89H239ZM238 90V91H239ZM199 91V90H198ZM229 91V90H228ZM234 92H236V91H234ZM240 92H243V91H240ZM239 92V93H240ZM126 93V92H125ZM229 93H231V92H229ZM128 94V93H127ZM211 94H212V92H211ZM235 94V93H234ZM242 94H244V93H242ZM241 94V95H242ZM246 94V93H245ZM251 94V93H250ZM126 95V94H125ZM201 96H202V94H200ZM204 95V94H203ZM207 95H208V93H207ZM221 95V94H220ZM226 95V94H225ZM212 96H214V95H212ZM227 96V95H226ZM229 96V95H228ZM236 96V95H235ZM128 97V96H127ZM126 97V98H127ZM210 96H208V98H209ZM216 97V96H215ZM230 97V96H229ZM232 97V96H231ZM238 97V96H237ZM253 97V96H252ZM6 98H7V101H3V102H1V105H0V111L2 110V114H1V112H0V114H1V116H0V124H3V126H4V128L6 129V130H12L14 133H15V139L16 140H14L13 142H15V141H18V135H17V129L18 128H20V132L21 133H26V135H25V140H28V141H30V142H32L33 143V145L35 146V148L37 149V150H43V151H45V153H46V156H44V158H48V156H49V154L51 153V152H54V153H59L61 150H60V146H59V143L58 142H53V143H55V148H53V149H48V147H49V143H47V144H45V143H43V142H41V141H45V140H41L40 139V137H43V136H41L40 134H39V132L40 131H47V132H51V130L47 127V128H44L43 127V125L42 124H36L35 123V121L36 120H45V119H47V118H49V116L46 114V112L43 110V109H41V108H36L35 107V105H30V104H27L26 102H23V101H20V100H13V98H11V97H7L6 96ZM204 98H206L205 96H204ZM211 98V97H210ZM250 98V97H249ZM203 99V98H202ZM227 99H229V98H227ZM235 99H236V97H235ZM127 100H128V98H127ZM210 100V99H209ZM231 100V99H230ZM250 100V99H249ZM248 100V101H249ZM251 100H252V98H251ZM129 101V100H128ZM255 101V100H254ZM210 102H211V100H210ZM221 102H223V101H221ZM230 102V101H229ZM233 102V101H232ZM224 104V103H223ZM223 104H221V105H223ZM240 104V103H239ZM253 104V103H252ZM212 105V104H211ZM229 105V103L228 104H224V106H228ZM231 105V104H230ZM7 106H12V107H10V108H7ZM235 107V106H234ZM21 108H23L24 110H29L31 113H30V115H29V117L27 118L29 121H30V124H31V126H29L28 124H25L24 123V121L25 120H21L20 122H21V125H19V122H18V117H22L21 116V111H20V109ZM232 108V107H231ZM245 108V107H244ZM222 109H223V107H219L218 109H216L215 111H213L214 113H213V115H215L216 117H218L219 115H222V114H220V113H222L221 111H222ZM225 109V108H224ZM253 109V108H252ZM247 110V109H246ZM190 111V110H189ZM226 111V110H225ZM236 111V110H235ZM235 111H234V114H235ZM146 112V111H145ZM228 112V111H227ZM247 112V111H246ZM182 113V112H181ZM185 113V112H184ZM228 113H230V112H228ZM210 114H212V113H210ZM146 115V114H145ZM190 115H192V114H190ZM224 115V114H223ZM227 115V114H226ZM226 115H224V117H226ZM241 115V114H240ZM182 116H183V114H182ZM208 116H210V115H208ZM230 116V115H229ZM143 117V116H142ZM196 117V116H195ZM224 117H222V116H220V117H218V119H216V121L218 120V121H221V122H224L225 120H227V119H225ZM231 117V116H230ZM230 117H229V119H230ZM243 117H244V114H243ZM243 117H241V118H243ZM184 118V117H183ZM185 118H186V116H185ZM192 118V117H191ZM239 115H237L236 114V116H235V119H237V120H239ZM51 119H53V117L51 118ZM188 119V118H187ZM210 120H211V118H209ZM244 119V118H243ZM246 119V118H245ZM241 120V119H240ZM212 121H213V119H212ZM116 122V121H115ZM118 122H121V121H118ZM214 122H215V120H214ZM228 122H229V120H228ZM227 122V123H228ZM239 123L238 121H235V123ZM257 122V121H256ZM192 123V122H191ZM213 123V122H212ZM211 123V124H212ZM218 123V122H217ZM220 123V122H219ZM227 123H225L224 122V124L226 125ZM233 123V122H232ZM236 123V124H237ZM185 124H186V121H185ZM200 124V123H199ZM216 124V122L214 123V125ZM222 125H223V123H221ZM245 123H243V125H244ZM251 124V123H250ZM187 125V124H186ZM191 125V124H190ZM221 125V126H222ZM228 125V124H227ZM240 125V124H239ZM20 126V127H19ZM99 126V125H98ZM219 126V125H218ZM231 125H229V127H230ZM233 126V125H232ZM250 126V125H249ZM2 127V126H1ZM104 127V126H103ZM188 127V126H187ZM212 127H213V124H212ZM226 127V126H225ZM224 127V128H225ZM235 127H237L236 125H235ZM239 127V126H238ZM242 127L243 126H241V129H242ZM248 127V126H247ZM199 128H200V126H199ZM203 128V127H202ZM214 128V127H213ZM212 128V129H213ZM217 128V127H216ZM223 128V127H222ZM228 128V127H227ZM226 128V129H227ZM113 129V128H112ZM184 129V128H183ZM201 129V128H200ZM210 129V128H209ZM225 129V130H226ZM236 129V128H235ZM234 129V130H235ZM189 130V129H188ZM188 130H187V132H188ZM248 130H249V128H248ZM12 131H11V133H12ZM16 131V132H15ZM197 131V130H196ZM211 131V130H210ZM215 131V130H214ZM220 131V130H219ZM224 131V130H223ZM227 131V130H226ZM238 131H239V129H238ZM237 131V132H238ZM91 132V131H90ZM93 132V131H92ZM115 132V131H114ZM191 132V131H190ZM199 132V131H198ZM218 131H216V133H217ZM221 132H222V129H221ZM221 132H220V135H221ZM230 132H232V131H230ZM10 133V132H9ZM159 133H160V130H159ZM159 133H157V134H159ZM186 133V132H185ZM212 133H213V131H212ZM223 133V132H222ZM240 133V132H239ZM252 133V132H251ZM182 134V133H181ZM187 134V133H186ZM191 134V133H190ZM209 134V133H208ZM207 134V135H208ZM229 134V133H228ZM10 135V134H9ZM162 134L160 133V136H161ZM199 135V134H198ZM201 135V134H200ZM210 135H212V134H210ZM213 135H215V134H213ZM219 135V134H218ZM224 135V134H223ZM12 136V137H13ZM183 136V135H182ZM187 136V135H186ZM190 136V135H189ZM197 136V135H196ZM227 136H229L230 137V135H227ZM236 136V135H235ZM11 137V136H10ZM11 137V138H12ZM59 138H60V135L58 136ZM90 137V136H89ZM208 137H210V140H211V137L213 138V136H208ZM224 137V136H223ZM135 138V137H134ZM215 138V137H214ZM221 138V137H220ZM8 139H10L9 137H8ZM13 139V138H12ZM91 139V138H90ZM95 139V138H94ZM94 139H93V141H94ZM97 139V138H96ZM100 139V138H99ZM121 139V138H120ZM164 139V138H163ZM169 139V138H168ZM170 139H171V137H170ZM224 139H226V138H224ZM230 139V138H229ZM229 139H227V140H229ZM87 140H89V139H87ZM98 140V139H97ZM122 140V139H121ZM128 140V139H127ZM131 140V139H130ZM145 140V139H144ZM205 140V139H204ZM208 140V139H207ZM209 140V141H210ZM215 140V139H214ZM226 140V141H227ZM10 141H12V140H10ZM132 141V140H131ZM141 141V140H140ZM195 141V140H194ZM216 141V140H215ZM130 142V141H129ZM137 142V141H136ZM188 142V141H187ZM190 142V141H189ZM205 142V141H204ZM207 142V141H206ZM212 142V141H211ZM217 142H220V141H217ZM94 143V142H93ZM196 143V142H195ZM200 143H201V141H200ZM203 143V142H202ZM221 143V142H220ZM227 143V142H226ZM232 143V142H231ZM237 143V142H236ZM88 144V143H87ZM95 144V143H94ZM125 144V143H124ZM132 144V143H131ZM140 143H139V141H138V145H139ZM189 144V143H188ZM199 144V143H198ZM208 144V143H207ZM218 144V143H217ZM228 144V143H227ZM51 145H52V143H51ZM50 145V146H51ZM97 145V144H96ZM102 145V144H101ZM134 145H136L135 143H134ZM190 145V144H189ZM210 145V144H209ZM230 145V144H229ZM17 146V145H16ZM108 146H113V147H117V145H115V142H110L108 145H107V147ZM132 146V145H131ZM140 146V145H139ZM141 146H143V145H141ZM148 146V145H147ZM203 145H201V147H202ZM221 146V145H220ZM219 146V147H220ZM247 146H249V145H247ZM252 146V145H251ZM21 147L22 146H20V148H18V150H17V154L19 155V152H20V150H21ZM85 147V146H84ZM90 147V146H89ZM93 147V146H92ZM91 147V148H92ZM106 147V148H107ZM132 147H134V146H132ZM149 147V146H148ZM152 147V146H151ZM206 147H208V148H210L209 146H206ZM14 148V147H13ZM97 148V147H96ZM100 148H101V146H100ZM118 148V147H117ZM138 148V147H137ZM150 148V147H149ZM239 148V147H238ZM93 149V148H92ZM91 149V150H92ZM110 149V148H109ZM113 149V148H112ZM111 149V150H112ZM138 149H140V148H138ZM142 149H143V147H142ZM162 149V148H161ZM205 149V148H204ZM211 149V148H210ZM210 149H209V151H210ZM233 149V148H232ZM245 149V148H244ZM90 150V149H89ZM103 150V149H102ZM115 150V149H114ZM118 150V149H117ZM120 150V149H119ZM135 150H136V147H135ZM141 150V149H140ZM150 150V149H149ZM206 150V149H205ZM212 150H214V149H212ZM239 150H240V148H239ZM253 150V149H252ZM134 151V150H133ZM144 151V150H143ZM228 151V150H227ZM232 151V150H231ZM243 151V150H242ZM254 151V150H253ZM103 152V151H102ZM106 152V151H105ZM104 152V153H105ZM108 152V151H107ZM110 152V151H109ZM112 152V151H111ZM117 152V151H116ZM124 152V151H123ZM131 152V151H130ZM130 152H129V154H130ZM142 152V151H141ZM152 152V151H151ZM156 152H158V150H156ZM164 152V151H163ZM229 152V151H228ZM234 152V151H233ZM240 153H241V151H239ZM78 153V152H77ZM79 153L81 154V151H79ZM133 153V152H132ZM212 153H214V152H212ZM220 153V152H219ZM245 153V152H244ZM244 153L242 154L243 155V157L245 158V156H244ZM252 153H254V152H252ZM42 154H44L43 152H42ZM99 154V153H98ZM109 154V153H108ZM118 154V153H117ZM122 154V153H121ZM120 154V155H121ZM128 154V155H129ZM139 154L141 155V153L139 152ZM144 154V153H143ZM145 154H147V151L145 152ZM151 154V153H150ZM206 154H208L207 152H206ZM247 154V153H246ZM256 154V153H255ZM103 155V154H102ZM139 155V156H140ZM216 155V154H215ZM219 155H221V154H219ZM227 155V154H226ZM238 155V154H237ZM241 155V156H242ZM100 156H101V154H100ZM106 156V155H105ZM109 156V155H108ZM130 156V155H129ZM211 156V155H210ZM249 156V155H248ZM251 156V155H250ZM254 156V155H253ZM258 156V155H257ZM103 157V156H102ZM101 157V158H102ZM116 157H119V155H117ZM123 157V156H122ZM134 156H132V158H133ZM136 157V156H135ZM134 157V158H135ZM148 157H150V156H148ZM147 157V158H148ZM152 157V156H151ZM220 157V156H219ZM228 157V156H227ZM252 157V156H251ZM81 159H82V157H80ZM85 158V157H84ZM108 158V157H107ZM120 158V157H119ZM143 158V157H142ZM153 158V157H152ZM224 158H226V157H224ZM239 158V157H238ZM246 158H247V156H246ZM110 159H111V157H110ZM110 159H107V160H110ZM117 159V158H116ZM86 160V159H85ZM89 160V159H88ZM100 160V159H99ZM123 160V159H122ZM145 160H147V159H145ZM149 160V159H148ZM156 160V159H155ZM154 160V161H155ZM247 160V159H246ZM255 160H257V159H255ZM105 161V160H104ZM103 161V162H104ZM132 161V160H131ZM142 161H144V160H142ZM151 161V160H150ZM150 161H148V162H150ZM249 161V160H248ZM251 161V160H250ZM249 161V162H250ZM259 161H260V159H259ZM258 161V162H259ZM261 161H263V160H261ZM106 162V161H105ZM104 162V163H105ZM109 162V161H108ZM111 162V161H110ZM115 162V161H114ZM117 162V161H116ZM121 162V161H120ZM134 162V161H133ZM137 162V161H136ZM146 162V161H145ZM33 163V162H32ZM31 163V164H32ZM81 163V162H80ZM112 163V162H111ZM243 163V162H242ZM247 163V162H246ZM251 163V162H250ZM262 163V162H261ZM34 164V163H33ZM33 164L32 165H29V167H28V169H27V171H26V180L25 181H22V183H20V185L16 188V189H13L9 194H8V196L6 195V198H5V201H4V203H5V205H7V207L4 209V212H3V214H18V215H20V216H24V218H25V215L29 212V211H32V209H33V207H32V203H31V201H30V205L29 206H26V205H24L25 203L24 202H22V200H25L26 198H28L29 200H31V199H33V203L36 201V197H37V195H38V192L36 191V187H35V185L36 184H39V185H42V186H45V184L47 183V182H49L50 181V176L53 174V173H51V174H49L46 170H42V169H40L39 167H34L33 166ZM42 164L43 163H41L40 164V166H42ZM45 164V163H44ZM46 164H49V163H46ZM85 164H86V162H85ZM90 164V163H89ZM97 164V163H96ZM101 164H102V162H101ZM120 164V163H119ZM256 164V163H255ZM255 164H254V166H255ZM49 165H51V164H49ZM53 165H54V162H53ZM91 165V164H90ZM99 165V164H98ZM104 165V164H103ZM107 165V164H106ZM122 165V164H121ZM143 165V164H142ZM149 165V163L147 164V166ZM155 165H158L157 163L155 164ZM155 165H153V166H155ZM176 165V164H175ZM78 166H80V165H78ZM85 166H87V165H85ZM95 166V165H94ZM93 166V167H94ZM129 166H130V164H129ZM179 166V165H178ZM181 166V165H180ZM213 166V165H212ZM250 166V165H249ZM253 166V165H252ZM253 166V167H254ZM122 167H125L124 165H122ZM137 167V166H136ZM146 167V166H145ZM156 167V166H155ZM154 167V168H155ZM215 167V166H214ZM42 168V167H41ZM85 168V167H84ZM127 168H128V166H127ZM139 168V167H138ZM143 168V167H142ZM150 168H152V167H150ZM150 168H147L148 170H150ZM176 168V167H175ZM251 168V167H250ZM86 169H87V167H86ZM89 169V168H88ZM87 169V170H88ZM124 169V168H123ZM132 169V168H131ZM169 169L171 170V167H169ZM183 169V168H182ZM211 169V168H210ZM85 170V169H84ZM83 170V171H84ZM126 170V169H125ZM144 170H145V168H144ZM157 170V169H156ZM179 170V169H178ZM214 170H215V168H214ZM89 171V170H88ZM88 171H87V173H88ZM127 171V170H126ZM217 171V170H216ZM91 172H92V170H91ZM90 172V173H91ZM136 172H137V170H136ZM140 172V171H139ZM175 172H177V170L175 171ZM209 172V171H208ZM252 172V171H251ZM48 173V174H47ZM84 173H86V171L84 172ZM144 173V172H143ZM145 173H146V171H145ZM150 173V172H149ZM153 173V172H152ZM158 173V172H157ZM135 174V173H134ZM159 174H160V172H159ZM211 174V173H210ZM250 174V173H249ZM89 175V174H88ZM94 175V174H93ZM135 175H137V174H135ZM151 175V174H150ZM172 175V174H171ZM170 175V176H171ZM177 175V174H176ZM208 175V174H207ZM251 175V174H250ZM144 176V175H143ZM157 176V175H156ZM158 176H161V175H158ZM206 176V175H205ZM81 177V176H80ZM86 177V176H85ZM93 177V176H92ZM176 177V176H175ZM204 178H207V177H204ZM210 178H211V175H210ZM69 179V178H68ZM71 179V178H70ZM99 179V178H98ZM117 180V179H116ZM142 180V179H141ZM160 180V179H159ZM158 180V181H159ZM206 180V179H205ZM70 181V180H69ZM144 181V180H143ZM150 181V180H149ZM157 181V182H158ZM173 181H174V179H173ZM204 181V180H203ZM101 183L102 182H104V181H100ZM111 182V181H110ZM110 182H108L109 184H113V183H110ZM113 182H116V181H113ZM122 182V181H121ZM146 182V181H145ZM156 182V183H157ZM224 179H223V181H221L220 180V178H217V176H215V175H213L212 176V178L210 179V181H209V184H208V186H207V188H206V194H208L209 196H210V198H211V200H212V207H211V209H212V212H214V211H216L217 210V207L220 205V204H223V194H225V193H223V185H224ZM99 183V182H98ZM97 183V184H98ZM203 183V182H202ZM76 184V183H75ZM100 184V183H99ZM117 184V183H116ZM147 184V183H146ZM104 184H102L101 186H103ZM148 185V184H147ZM112 186H116V185H112ZM158 186V185H157ZM67 187H68V183H67V181H66V179H65V181H64V183H63V185H62V188H58L55 192H49V195H48V197H47V199H46V201H45V206H47V208H49V209H54L56 212H57V215L60 213V215H59V217H58V220H60L61 219V221L63 222V224H65L67 227H68V229H69V231L71 232V236L73 237V240H74V243L76 244V246H77V248L80 250V249H86L87 247H89V244H88V239H87V237L90 235V230H89V225L90 224H88V220H91V219H93L92 217H94V216H92L91 218H90V214H85V212L87 211V205H86V202L84 201L85 199H87V198H83L82 199V208H84L83 210L85 211V212H81L82 211V209H81V211H80V213L78 214V217H75V219H72V215H71V208H72V205H73V203L72 204H70L69 203V201H68V192H67ZM110 187V186H109ZM152 187V186H151ZM150 187V188H151ZM72 188V187H71ZM77 188V187H76ZM75 188V189H76ZM102 188V187H101ZM116 188L117 189H119L118 188V186H116ZM216 188H219L220 189V192H217V191H215V189ZM232 189H233V187H231ZM230 188V189H231ZM89 189H90V187H89ZM98 189V188H97ZM103 189V188H102ZM108 189V188H107ZM115 189V188H114ZM121 189V188H120ZM94 190V189H93ZM92 190V191H93ZM104 190V189H103ZM106 190V189H105ZM123 190V189H122ZM152 190V189H151ZM236 190V189H235ZM243 190V189H242ZM101 191V190H100ZM110 191H111V189H110ZM120 191V190H119ZM128 191V190H127ZM154 191V190H153ZM90 192V191H89ZM97 193H98V191H96ZM102 192V191H101ZM117 192V191H116ZM150 192V191H149ZM246 192V191H245ZM88 193V192H87ZM94 193V192H93ZM93 193L91 192V194L93 195ZM96 193V194H97ZM100 193V192H99ZM103 193H104V191H103ZM113 193V192H112ZM111 193V194H112ZM144 193V192H143ZM152 193V192H151ZM231 193V192H230ZM247 193V192H246ZM105 194V193H104ZM106 194H107V192H106ZM114 194V193H113ZM149 194V193H148ZM147 194V195H148ZM243 194H245V193H243ZM3 196H4V194H2ZM72 195V194H71ZM99 195H101V193L99 194ZM110 195V194H109ZM108 195V196H109ZM115 195H116V193H115ZM118 195V194H117ZM116 195V196H117ZM248 195V194H247ZM249 195H251V194H249ZM85 196V195H84ZM101 196H103V195H101ZM107 196V195H106ZM114 196V195H113ZM149 196V195H148ZM243 196V195H242ZM81 197V196H80ZM111 197H112V195H111ZM120 197V196H119ZM118 196H117V199L119 198ZM121 197H123L122 195H121ZM126 197V196H125ZM124 197V198H125ZM153 197V196H152ZM251 197V196H250ZM253 197V196H252ZM254 197H255V195H254ZM4 198V197H3ZM96 198V197H95ZM100 198V197H99ZM102 198V197H101ZM110 198V197H109ZM115 198V197H114ZM143 198H145V197H143ZM229 198V197H228ZM27 199V200H28ZM80 199V198H79ZM97 199H98V197H97ZM106 199V198H105ZM116 199V200H117ZM131 199V198H130ZM142 199V198H141ZM152 199V198H151ZM243 199V198H242ZM254 199V198H253ZM69 200H70V196H69ZM91 200V199H90ZM99 200V199H98ZM113 200V199H112ZM115 200V202L114 203H116L117 201ZM120 200V199H119ZM127 200H129V199H127ZM139 200H140V198H139ZM144 200V199H143ZM149 200V199H148ZM70 201H72V200H70ZM74 201V200H73ZM95 201V200H94ZM97 201V200H96ZM95 201V202H96ZM111 201V200H110ZM130 201V200H129ZM244 201V200H243ZM255 200H253V202H254ZM59 202H60V204H59ZM105 202V201H104ZM106 202H107V200H106ZM131 202H132V200H131ZM147 202V201H146ZM228 202V201H227ZM246 202V201H245ZM81 203V202H80ZM99 203V202H98ZM112 203V202H111ZM123 203V202H122ZM134 203V202H133ZM137 203V202H136ZM135 203V204H136ZM145 203V202H144ZM247 203V202H246ZM108 204V203H107ZM125 204H126V202H125ZM125 204L123 203V204H121L122 206L124 205L125 206ZM245 204V203H244ZM252 204V203H251ZM95 205L97 206L98 204H97V202L95 203ZM100 205V204H99ZM103 205V204H102ZM130 204H128V206H129ZM253 205H254V203H253ZM256 205H258L257 203H256ZM74 206V205H73ZM77 206V205H76ZM109 206H111V204L109 205ZM113 206H115V205H113ZM112 206V207H113ZM119 206V205H118ZM127 206V205H126ZM125 206V207H126ZM101 207V206H100ZM103 207H105V206H103ZM246 207L248 208V211L250 212V213H252V214H258V210L256 209V207H255V205H254V207L252 206V205H246ZM23 208V209H22ZM94 208V207H93ZM102 208V207H101ZM114 208V207H113ZM97 209V207L96 208H94L93 210H92V212L94 211V210H96ZM110 210H111V208H109ZM195 210H197V209H195ZM260 210V209H259ZM262 210V209H261ZM261 210H260V212H261ZM36 211V210H35ZM99 211H100V209H99ZM105 211V210H104ZM107 211H109L108 209H107ZM198 211V210H197ZM79 212V211H78ZM88 212V211H87ZM196 212V211H195ZM263 212V211H262ZM103 213V212H102ZM106 214H107V212H106ZM92 215V214H91ZM112 215V214H111ZM132 215H134V214H132ZM204 215V214H203ZM99 216V215H98ZM106 216V215H105ZM105 216H103L104 218H106ZM202 216V215H201ZM17 217V216H16ZM109 217V216H108ZM114 217V216H113ZM200 217V216H199ZM199 217H197V218H199ZM204 217H205V215H204ZM21 218H23V217H21ZM101 218V217H100ZM115 218V217H114ZM203 218V217H202ZM112 219V218H111ZM110 219V220H111ZM204 219V218H203ZM214 219V218H213ZM22 220V219H21ZM100 220V219H99ZM104 220V219H103ZM102 220V221H103ZM199 220V219H198ZM214 220H217V221H219V223L217 224L218 226H222V225H229L230 227H231V229L230 230H232V223L231 222H229L230 220L229 219H227V218H225V217H223L222 219H214ZM101 221V220H100ZM99 221V222H100ZM116 221V220H115ZM182 221V220H181ZM107 222V221H106ZM108 222H109V220H108ZM114 222V221H113ZM98 223V222H97ZM102 224H103V222H101ZM61 224V223H60ZM78 225V226H75V225ZM92 224H94V221H93V223ZM99 224V223H98ZM114 224V223H113ZM108 225V224H107ZM112 224H110L109 225V227L111 226ZM117 225V224H116ZM180 225V224H179ZM185 225V224H184ZM214 225H216V224H214ZM100 226V225H99ZM104 226H105V224H104ZM103 226V227H104ZM140 226V225H139ZM106 227V226H105ZM111 227H113V226H111ZM117 227V226H116ZM179 227V226H178ZM214 227V226H213ZM94 228H95V224H94ZM114 228V227H113ZM119 228V227H118ZM142 228V227H141ZM140 228V229H141ZM91 229V228H90ZM105 229V228H104ZM121 229H122V227H121ZM121 229H119V230H121ZM200 229V228H199ZM213 229V228H212ZM3 230V229H2ZM97 230V229H96ZM108 230V229H107ZM112 230H114V229H112ZM111 230V231H112ZM143 230V229H142ZM145 230V229H144ZM198 230V229H197ZM9 231L10 232H12L10 229H9ZM19 231V230H18ZM99 231H101V229H99ZM104 231V230H103ZM137 231V230H136ZM140 231V230H139ZM178 231V230H177ZM198 231H200V230H198ZM1 232V231H0ZM22 232V231H21ZM92 232H93V230H92ZM102 232V231H101ZM105 232H106V229H105ZM104 232V233H105ZM194 232V231H193ZM2 233H4V232H2ZM51 233H52V231H51V229H50V227H47V228H40L39 229V231H38V234H37V236H36V239H38V240H40L41 241V243L40 244H38V247H34V245H33V253H34V255H32L31 257H29V259H31L33 262H34V264H57V262H56V259H55V257L52 255V249H53V246L56 244V240L55 241H52V235H51ZM103 233V232H102ZM102 233H99V234H101L102 235ZM109 233V232H108ZM115 233V232H114ZM117 233V232H116ZM123 233V232H122ZM126 233V232H125ZM143 233H144V231H143ZM200 233V232H199ZM54 234V233H53ZM68 234V233H67ZM110 234H111V232H110ZM120 234V233H119ZM138 233H136L135 235H137ZM142 234V233H141ZM146 234V233H145ZM56 234H54V236H55ZM100 235V236H101ZM114 235V234H113ZM122 235V234H121ZM125 235V234H124ZM134 235V236H135ZM258 235V234H257ZM6 235L5 234H1L0 233V264H21V263H19V261H17V259L18 258H20L21 260H22V256L21 255H19V252H18V246L20 245V244H22L23 242H22V240L20 239V238H17L16 239V242H12V241H6L5 243H2L1 242V237H5ZM92 236V235H91ZM118 236V235H117ZM116 236V237H117ZM72 237H71V239H72ZM93 237V236H92ZM102 237V236H101ZM111 237V236H110ZM109 237V238H110ZM55 238V237H54ZM120 238V237H119ZM6 239V238H5ZM95 239V238H94ZM97 239H99L98 237H97ZM102 239V238H101ZM111 239V238H110ZM123 239V238H122ZM129 239V238H128ZM15 240V239H14ZM64 240V239H63ZM96 240V239H95ZM103 240V239H102ZM118 240V239H117ZM121 240V239H120ZM124 240H125V238H124ZM138 240H140V239H138ZM143 240V238L141 239V241ZM203 240H204V238H203ZM99 241H100V239H99ZM98 241V242H99ZM68 242V241H67ZM97 242V241H96ZM103 243H104V241H102ZM140 242V241H139ZM143 242H146V241H143ZM9 243H11V244H9ZM64 243V242H63ZM71 243H72V241H71ZM91 243V242H90ZM102 243V244H103ZM109 243V242H108ZM107 243V244H108ZM121 243V242H120ZM130 243H131V241H130ZM142 243V242H141ZM24 244V243H23ZM22 244V245H23ZM47 245V248L46 247H44V245ZM100 244H101V242H100ZM106 244V245H107ZM122 244V243H121ZM138 244V243H137ZM39 245H40V247H39ZM60 245H64V249H61V252H62V255H63V258L64 259H66V260H68V262H69V264H80V262L79 261H77V260H75L74 259V257L76 256V255H78L79 253L76 251V249H74V248H72L71 247V244L70 243H65V244H60ZM97 245H99V244H97ZM109 245V244H108ZM116 245V244H115ZM127 245V244H126ZM129 245V244H128ZM127 245V246H128ZM140 245V244H139ZM142 245V244H141ZM154 245V244H153ZM205 245H207V243L205 244ZM56 247V246H55ZM99 247V246H98ZM119 247V246H118ZM147 247H148V245H147ZM161 247V246H160ZM163 247V246H162ZM61 248V247H60ZM103 248H105V247H103ZM107 248V247H106ZM105 248V249H106ZM125 248V247H124ZM164 248H165V246H164ZM163 248V249H164ZM89 249H91V248H89ZM108 249H110V246H108ZM123 249V248H122ZM142 249V248H141ZM158 249V248H157ZM156 249V250H157ZM54 250V249H53ZM112 250V249H111ZM125 250V249H124ZM144 250H146V249H144ZM165 250H166V248H165ZM82 251V250H81ZM88 251V250H87ZM99 251V250H98ZM103 251H104V249H103ZM117 251V250H116ZM130 251V250H129ZM154 251V250H153ZM246 251V250H245ZM114 252V251H113ZM119 252H120V250H119ZM146 252H150V251H146ZM160 252H162V251H160ZM250 252V251H249ZM252 252V251H251ZM254 252H255V250H254ZM106 253H107V251H106ZM167 253H169V251L167 252ZM243 253V252H242ZM247 256H245V257H247V258H249V262L250 261H252V258H254V257H256V256H253L254 254H252V253H250V255L252 254V256L253 257H250L248 254H247V252H244ZM89 254V253H88ZM94 254V253H93ZM156 254V253H155ZM231 254V253H230ZM233 254V253H232ZM105 255V254H104ZM107 255V254H106ZM111 255V254H110ZM122 255V254H121ZM149 255V254H148ZM151 255H152V253H151ZM238 255H239V253H238ZM229 256V255H228ZM249 256V257H248ZM105 257V256H104ZM107 257H109V256H107ZM115 257V256H114ZM237 257V256H236ZM240 257H242V255H240ZM264 257V256H263ZM102 258V257H101ZM118 258V257H117ZM234 258H235V255H234ZM246 258V259H247ZM258 259H260L259 257H257ZM104 259V258H103ZM110 259V258H109ZM233 259V258H232ZM239 259V258H238ZM113 260V259H112ZM117 260V259H116ZM243 260V259H242ZM245 260V259H244ZM243 260V261H244ZM248 260V259H247ZM254 260V259H253ZM237 261V260H236ZM255 261H258V260H256L255 259ZM255 261H253V262H255ZM260 261H261V259H260ZM259 261V262H260ZM112 262V261H111ZM245 263H246V261H244ZM104 263V262H103ZM108 263V262H107ZM110 263V262H109ZM108 263V264H109ZM247 263H248V261H247ZM263 263V262H262ZM22 264H25V263H22ZM106 264V263H105ZM113 264H115V263H113ZM121 264V263H120ZM259 264V263H258Z\"/></svg>",
  "mask_w": 264,
  "mask_h": 264
},
{
  "label": "clouds",
  "instance_id": "obj_4",
  "mask_svg": "<svg viewBox=\"0 0 264 264\" xmlns=\"http://www.w3.org/2000/svg\"><path fill=\"white\" fill-rule=\"evenodd\" d=\"M101 33H102V29L97 30L96 32L91 34V39H93V40L99 39L101 36Z\"/></svg>",
  "mask_w": 264,
  "mask_h": 264
}]
</instances>
